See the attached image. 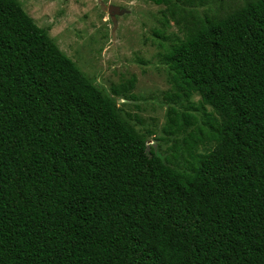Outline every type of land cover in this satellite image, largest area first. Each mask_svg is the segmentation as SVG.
Returning <instances> with one entry per match:
<instances>
[{"label": "trees", "instance_id": "16d2710c", "mask_svg": "<svg viewBox=\"0 0 264 264\" xmlns=\"http://www.w3.org/2000/svg\"><path fill=\"white\" fill-rule=\"evenodd\" d=\"M152 1L181 32L164 156L0 0V264H264V0Z\"/></svg>", "mask_w": 264, "mask_h": 264}, {"label": "rangeland", "instance_id": "374dc122", "mask_svg": "<svg viewBox=\"0 0 264 264\" xmlns=\"http://www.w3.org/2000/svg\"><path fill=\"white\" fill-rule=\"evenodd\" d=\"M34 23L46 28L48 36L95 86L113 98L120 115L144 136L146 144L160 155L169 153V141L162 139L166 110L182 109L183 98H167L173 91L167 81L165 64L160 59L161 44L180 36L171 22L161 21L162 4L152 0H18ZM108 5L121 11L114 25ZM207 11L214 2L203 7ZM162 33L160 35L159 33ZM169 36L168 39L163 36ZM133 75L128 97L110 94L111 84ZM197 95L188 102L195 104ZM208 108V107H207ZM209 109V108H208ZM200 115L197 110L188 109Z\"/></svg>", "mask_w": 264, "mask_h": 264}, {"label": "water", "instance_id": "95a60500", "mask_svg": "<svg viewBox=\"0 0 264 264\" xmlns=\"http://www.w3.org/2000/svg\"><path fill=\"white\" fill-rule=\"evenodd\" d=\"M107 13L108 15L110 16V19L114 25V22H115V14H119L121 13V11L118 9L117 6H114V5H108L107 7Z\"/></svg>", "mask_w": 264, "mask_h": 264}]
</instances>
